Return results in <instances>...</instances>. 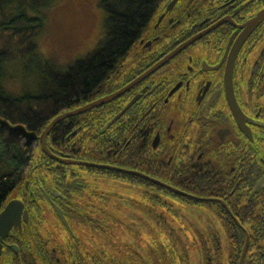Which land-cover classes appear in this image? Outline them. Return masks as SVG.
Masks as SVG:
<instances>
[{"label": "flooded vegetation", "instance_id": "flooded-vegetation-1", "mask_svg": "<svg viewBox=\"0 0 264 264\" xmlns=\"http://www.w3.org/2000/svg\"><path fill=\"white\" fill-rule=\"evenodd\" d=\"M263 9L264 0H177L164 8L161 21L122 66L76 107L123 87L124 92L66 117L59 145L47 144L64 161L36 151L34 163L46 175L25 183L33 196L20 190L16 197L29 217L10 230L3 251L20 254L10 233L22 230L31 213L41 221L44 208L74 236L70 212L103 200L96 195L95 179L116 175L152 188L160 219H186L189 207L217 223L207 239L199 233L195 241L200 262L174 248L171 259L158 264H264V17L247 28ZM81 246L82 252L92 251L85 253L92 261L97 259L95 245L64 244L46 235L42 243L27 244L24 258L28 264H66V258L79 264Z\"/></svg>", "mask_w": 264, "mask_h": 264}, {"label": "trees", "instance_id": "trees-1", "mask_svg": "<svg viewBox=\"0 0 264 264\" xmlns=\"http://www.w3.org/2000/svg\"><path fill=\"white\" fill-rule=\"evenodd\" d=\"M54 1L0 0V211L11 195L19 190L28 198L33 196L28 195L25 180L46 175L44 170L38 171L40 165L34 163L38 136L44 127L59 113L93 97H89L90 92L97 91L122 66L124 58L135 49L138 41L154 29L165 0H99L104 12L103 36L85 56L64 67L45 58L38 51L36 42L44 27L42 10ZM10 67L19 76L33 79L30 86L23 78L19 94L7 88L6 81L12 77L8 72ZM62 122L64 120L49 132L48 145H59ZM103 178L111 179L122 187H133L137 197H132L127 203L124 193L108 196L96 193L103 200L87 201V209L70 212L74 236L66 232L67 238L62 243L97 246L94 251L97 259L94 261L85 255L92 251L84 249L82 252L81 246L80 255H77L79 264H137L139 253L124 240V230L132 226L124 224L125 206L147 214L146 220H139L148 227V231L155 232L154 236H149L150 245L156 246L154 252L158 253L152 259L167 261L171 259L174 248L185 254L189 247H194L196 240L189 239L187 228L181 225V221L158 218L151 198L154 196L152 188L132 185L116 175ZM29 202L32 203L31 200ZM33 218L36 219L31 213V219L22 225V230L15 229L10 233L20 254L13 253L11 248L4 250L0 264H28L24 258L27 244L42 243L43 238L39 232L42 221L36 219L31 226ZM84 228L90 230L89 243L80 237V230ZM132 237L141 243L138 232ZM73 252L78 253L77 250ZM71 260L66 258V264H73Z\"/></svg>", "mask_w": 264, "mask_h": 264}, {"label": "rangeland", "instance_id": "rangeland-1", "mask_svg": "<svg viewBox=\"0 0 264 264\" xmlns=\"http://www.w3.org/2000/svg\"><path fill=\"white\" fill-rule=\"evenodd\" d=\"M42 12L44 14V27L36 38L38 51L59 67H64L75 59L85 56L104 34V12L99 5V0H55ZM8 72L12 77L8 78L6 85L12 93L19 94L22 89L23 78L27 84L32 85V77L19 76L13 67L8 68ZM36 151H41L40 146L36 147L35 157L37 156ZM33 177L29 179L31 180ZM29 179L25 180V183H31ZM95 186L97 192L105 195L124 193V201L127 203H130L132 197H137L133 187L128 185L122 187L115 181L112 182L111 179L98 176L95 179ZM20 194L19 190L15 194L13 193L11 198H16ZM131 209V206H125L124 209V224L132 225L129 230H124V240L139 253L137 264H158V259H152L153 255L155 257L158 255L154 252L156 246L150 245L149 242V236H154L155 232L148 231V227L139 220H146L148 216L143 211L137 212ZM186 212L187 218L181 220V225L187 228L186 234L189 239L198 240L201 237L199 233L207 239L210 231L217 226L216 221H213L214 224H212L210 220L201 219L196 213L197 210H192L189 207ZM51 215V211L47 208H44L42 216L39 214V219L41 218L42 221V229L39 232L43 237L46 235L52 239L56 238L62 243L65 240L66 232L57 225V219ZM136 232L141 235V243L139 244L132 237V234ZM80 237L86 242L90 241V230L86 228L80 230ZM219 237L221 245L225 248L227 240L223 230ZM150 250L153 251V254L150 253ZM186 252L190 261L200 262L202 260L199 246L189 247ZM225 258L224 254L222 260L224 261Z\"/></svg>", "mask_w": 264, "mask_h": 264}, {"label": "water", "instance_id": "water-1", "mask_svg": "<svg viewBox=\"0 0 264 264\" xmlns=\"http://www.w3.org/2000/svg\"><path fill=\"white\" fill-rule=\"evenodd\" d=\"M176 1L177 0H165L162 3L161 9L163 10L165 8V11L169 10ZM165 11H163L161 14L158 15L157 21L155 22V26L163 18ZM263 17H264V9L261 10L254 18H252L251 20L248 21L247 28L256 24ZM178 49H176L174 52H176ZM161 63L162 62L158 63L156 66H158ZM122 92H124V87L118 91H115V92L109 94V95H106V96L100 97L96 100H93L91 102H88V103L84 104L83 106L76 107V108L70 109V110H66V111H63V112L59 113L58 115H56L54 118H52L50 120V122L44 127V129L41 131L40 135L38 136L40 149L45 154H47L48 156H51V157H53L59 161H64V159H61V158L55 156L54 154H52V152H50V150L47 146V136H48L49 132L51 131V129L57 123L64 120L66 117L76 115L78 113H81V112L87 111L91 108H94L96 106H99V105L119 96ZM126 108H127V106H126ZM125 109L123 108L118 114H116L106 124V126L111 125L125 111ZM66 161L71 162V163L77 162V161H73V160H66ZM86 164L93 165V166H99L98 164H93V163H91V164L86 163ZM114 169H118V168H114ZM55 211L58 214V216L60 217V219L62 220V222L64 223V225L66 226V228L69 229L71 232L70 226H69L62 210L58 206H55ZM28 217H29V214H28V211L26 209H24V203L21 200L16 199V198H13V199L7 201L6 204L4 205V207L1 209V211H0V257H1L2 251H3L4 239L7 237L10 230L13 227H21V221L22 220L27 221ZM13 247H14L15 251H18L17 245H13Z\"/></svg>", "mask_w": 264, "mask_h": 264}]
</instances>
